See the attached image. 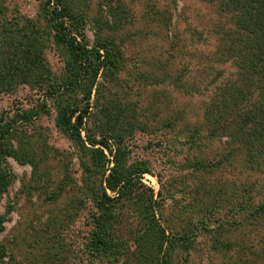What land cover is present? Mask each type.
Here are the masks:
<instances>
[{"label": "rangeland", "instance_id": "1", "mask_svg": "<svg viewBox=\"0 0 264 264\" xmlns=\"http://www.w3.org/2000/svg\"><path fill=\"white\" fill-rule=\"evenodd\" d=\"M256 4L0 0V264H264Z\"/></svg>", "mask_w": 264, "mask_h": 264}, {"label": "trees", "instance_id": "2", "mask_svg": "<svg viewBox=\"0 0 264 264\" xmlns=\"http://www.w3.org/2000/svg\"><path fill=\"white\" fill-rule=\"evenodd\" d=\"M253 1H255L257 4L253 8L254 11L252 13L255 16L253 18V26L255 27V30H252V33L254 34V31H255V34L261 40L259 41L258 46L263 48V51H264V0H253ZM52 13L54 14L52 15L55 16L56 19H59L58 25L60 29L62 31H65V34H67L66 36L67 43L74 50L75 52L74 56L76 55L80 56L88 52L89 53L94 52L100 61V65L104 66L107 63L111 62V59L107 58L106 54H102L101 52L103 51L102 47L95 46V47L89 48L83 40H79L76 37V35H74L70 31V29L67 28V26L65 25L64 13L61 9H59L58 7H55L52 9ZM258 61L259 62L257 63L264 64V52H262L259 55ZM253 69H254V64L252 62L250 64V71H247L246 73L247 79L250 82L251 88L253 84L258 80ZM256 84L258 85V88L262 89L261 92L264 96V75L260 78L259 82H256ZM235 88L238 91L240 89V86H236ZM251 91L252 90H250L249 92ZM89 112H90V105L89 103H87L82 106H77L76 108L71 110L70 114L68 115V119H67L68 125L71 127L72 132H74L77 138H81V131L83 130L84 120L88 116ZM245 114L246 116L244 117L245 118L244 121L245 120L247 121V119H250L252 121V126H256L257 123H264V99L263 101L260 100L256 102L251 109L245 110ZM247 123L248 122H245L246 125ZM89 141H90V144H92L93 146L102 144L105 147H109L108 142H106V140L103 138L98 139V140L90 139ZM103 159H106V156L103 155ZM105 180H106L107 188L111 189L112 191L119 192V193H122L130 189L134 183V178L132 176L125 177L124 174L115 167L111 169V172L108 174ZM105 196H107L106 191H105ZM110 198L111 197H109L108 199Z\"/></svg>", "mask_w": 264, "mask_h": 264}]
</instances>
